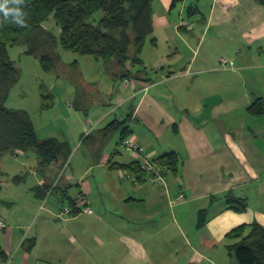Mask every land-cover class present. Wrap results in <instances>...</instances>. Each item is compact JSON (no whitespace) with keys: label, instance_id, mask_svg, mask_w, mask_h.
Here are the masks:
<instances>
[{"label":"crops","instance_id":"0c3cea01","mask_svg":"<svg viewBox=\"0 0 264 264\" xmlns=\"http://www.w3.org/2000/svg\"><path fill=\"white\" fill-rule=\"evenodd\" d=\"M155 1L162 10L152 9L149 48L140 55L150 73L144 67L134 83L122 78L116 109L102 112L92 127L68 103L75 119L39 138L68 144L61 189L77 209L80 198L93 212L62 215L67 204L58 192L63 204L47 208L55 191L44 200L40 192L59 169H35L39 182L30 192L39 207L14 218L10 205L2 218L6 264H230L225 236L254 221L264 227V211L249 204V194L264 186V5L209 0L206 10L196 7L185 19L182 3L170 20L176 5ZM259 101L262 113L254 115L249 108ZM110 115L125 120L124 135H103L113 120L99 126ZM94 132L103 135L99 141ZM126 143L142 152L127 151ZM171 154L174 173L158 161ZM144 162L155 172L144 171ZM131 164L140 173L120 167ZM227 192L246 200L245 212L226 209ZM26 240L33 242L29 252L21 249Z\"/></svg>","mask_w":264,"mask_h":264},{"label":"trees","instance_id":"16d2710c","mask_svg":"<svg viewBox=\"0 0 264 264\" xmlns=\"http://www.w3.org/2000/svg\"><path fill=\"white\" fill-rule=\"evenodd\" d=\"M155 0H0V157L4 154L19 156L28 152L35 153L39 173L55 164L60 168L66 165L70 156V148L65 141L55 138L40 140L37 137L34 123L24 110H13L5 107L10 90L18 80L19 72L13 61L9 59L8 48L19 43L29 42L39 49L30 51L38 60L45 72L57 68V58L51 50L56 40L46 33L42 25L52 18L58 28V44L66 51L81 56H92L96 60L110 61L121 71L122 78H129L131 67L140 65V55L147 38L152 34V4ZM179 0H172L175 5ZM264 5V0H256ZM21 9L24 13V24H17L9 15L4 16L3 9ZM132 49V55H130ZM41 110L52 105L53 96L45 94L40 86ZM80 99L75 101V110H80ZM254 115L262 113L259 101L249 108ZM125 120H113L102 131L104 136L121 131L125 134ZM173 173L176 171L177 160L171 154L159 158ZM140 173L138 165L120 166ZM23 177L13 180L19 182ZM46 191L40 192V200H44L53 189L44 186ZM56 189V188H54ZM58 191V189H56ZM55 190V191H56ZM66 202L67 208L76 214L78 209L74 199L62 189L58 192ZM226 209L243 213L247 208L245 199L235 197L232 192L223 195ZM204 211L198 215V225L202 223ZM225 248L230 264H264V227L257 222L243 225L228 233ZM33 242L26 240L21 249L29 252ZM7 263V256L0 246V264Z\"/></svg>","mask_w":264,"mask_h":264},{"label":"rangeland","instance_id":"374dc122","mask_svg":"<svg viewBox=\"0 0 264 264\" xmlns=\"http://www.w3.org/2000/svg\"><path fill=\"white\" fill-rule=\"evenodd\" d=\"M208 2L209 0L178 1L175 3L176 7L170 9L172 13L169 19L171 20L174 15L173 10L181 9L182 3L186 10L184 18L187 19L190 12L195 10L196 7L199 10H206ZM152 9L155 11L162 10L158 1L153 2ZM181 25L188 28V23L186 21ZM42 28L56 40V44L53 45L50 51L46 49V47H44L45 50L43 51L55 55L57 58V68L52 72H45L42 70L34 54L29 53L30 51L39 49L35 44L21 42L9 47V59L13 61L18 69L19 77L10 90L5 103V107L8 109L24 110L30 115L35 126L36 134L40 139L49 135V133L58 131L62 125H69V122L75 119L71 115L75 114L73 113L74 110L68 107V103L78 102L80 99V110H76V116L79 117L80 121L83 119L86 124H91L92 127V124L99 119V115L102 112L110 111L119 104V99L125 88L124 84L120 82L122 80V71L113 64V59L110 61L96 60L92 56H81L71 51L64 50L58 44L59 32L52 18H49L42 25ZM181 33L184 35V32ZM187 36L188 35H184L183 37ZM158 39L160 40V38ZM148 42L149 38L145 44L147 48H149ZM129 53L132 55V49H130ZM153 53L154 50H150L149 56L151 55L150 57H152ZM144 67H148L147 70L150 73V67L147 62L131 67L129 79H131L133 83L136 75L144 72ZM115 74L118 78H114ZM40 86L44 87L45 94H51L53 96L52 105L48 109L41 110ZM117 114L120 115L119 112H117ZM113 119L114 116H108L99 128L104 127ZM91 127H89V129ZM102 136L103 135L96 134L95 132L92 134V137H95L96 141H99ZM109 140L110 144L114 143V139L111 140V138H109L106 142L108 145ZM87 145L89 144L86 143L83 148ZM36 168L37 158L33 152H28L23 156L4 154L0 157L1 220L7 215V211L11 206L14 208L13 211H16L14 218L18 215L24 216V214L33 213L35 209L33 206L34 204H36L37 209L38 202L32 197L30 192L31 188L39 182L38 178L33 175V171ZM54 168L58 170L60 164H55ZM64 171L65 168L63 167L59 169L53 185H49L51 189H53L52 191L56 189H58V191L56 190L55 193L49 196V200L46 202L47 208L57 207L63 204L59 202V197H56V192L62 190V183H59V180ZM16 177H23V180L15 182L13 179ZM259 188V190H253L251 195L249 194V204L264 211V186ZM42 203L43 202L40 204ZM45 215L46 214H44V216ZM12 224L15 226L18 222L13 220Z\"/></svg>","mask_w":264,"mask_h":264},{"label":"built area","instance_id":"2783aa9c","mask_svg":"<svg viewBox=\"0 0 264 264\" xmlns=\"http://www.w3.org/2000/svg\"><path fill=\"white\" fill-rule=\"evenodd\" d=\"M218 61H219V63L222 66H225L228 63V61L225 58H219ZM126 83H128V82L126 81ZM124 148L127 151H129V152L130 151L131 152L132 151L139 152V153L142 152L141 148H138V147H136V146H134L133 144H130V143H126ZM142 167H143V170L148 172V173L155 172V170L152 167V165L150 163H148V162H144ZM63 168H66V165H64ZM178 199H182V196H179ZM76 200H77V202H82L81 208L78 209L77 213H80V214H91L93 212V209L89 205L85 204V202L80 200V198H76ZM43 206H44V202L41 204L39 210H42ZM75 206H76V203H75ZM71 211L72 210L66 208V209L62 210L61 214L64 215V216H68L69 217V216L73 215ZM5 226L6 225L4 224V222L2 220H0V229L5 228Z\"/></svg>","mask_w":264,"mask_h":264},{"label":"clouds","instance_id":"9594fccd","mask_svg":"<svg viewBox=\"0 0 264 264\" xmlns=\"http://www.w3.org/2000/svg\"><path fill=\"white\" fill-rule=\"evenodd\" d=\"M20 3H22V0H19ZM4 11V16L7 18L9 15H11L17 24L23 25L24 24V18H21L24 16V13L21 11V9H16V10H10V9H3Z\"/></svg>","mask_w":264,"mask_h":264},{"label":"water","instance_id":"95a60500","mask_svg":"<svg viewBox=\"0 0 264 264\" xmlns=\"http://www.w3.org/2000/svg\"><path fill=\"white\" fill-rule=\"evenodd\" d=\"M56 221H58V220H56Z\"/></svg>","mask_w":264,"mask_h":264}]
</instances>
